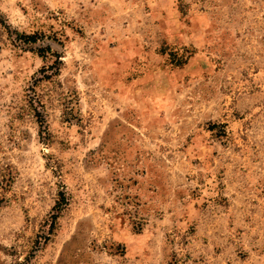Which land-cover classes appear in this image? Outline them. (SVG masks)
<instances>
[{"label": "rangeland", "instance_id": "374dc122", "mask_svg": "<svg viewBox=\"0 0 264 264\" xmlns=\"http://www.w3.org/2000/svg\"><path fill=\"white\" fill-rule=\"evenodd\" d=\"M0 264H264V0H0Z\"/></svg>", "mask_w": 264, "mask_h": 264}, {"label": "trees", "instance_id": "16d2710c", "mask_svg": "<svg viewBox=\"0 0 264 264\" xmlns=\"http://www.w3.org/2000/svg\"><path fill=\"white\" fill-rule=\"evenodd\" d=\"M28 39H33V36H29ZM8 181H9V179H8L7 177H5V178H4V182H5L4 185H5V186L8 185V184H7Z\"/></svg>", "mask_w": 264, "mask_h": 264}]
</instances>
